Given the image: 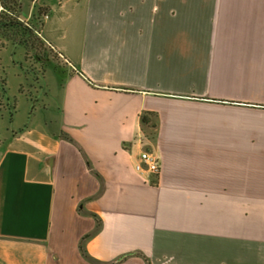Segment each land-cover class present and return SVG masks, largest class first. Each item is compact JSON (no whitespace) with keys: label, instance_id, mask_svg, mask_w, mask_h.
I'll use <instances>...</instances> for the list:
<instances>
[{"label":"crops","instance_id":"0c3cea01","mask_svg":"<svg viewBox=\"0 0 264 264\" xmlns=\"http://www.w3.org/2000/svg\"><path fill=\"white\" fill-rule=\"evenodd\" d=\"M35 4L66 63L0 142V264H264V0Z\"/></svg>","mask_w":264,"mask_h":264},{"label":"rangeland","instance_id":"374dc122","mask_svg":"<svg viewBox=\"0 0 264 264\" xmlns=\"http://www.w3.org/2000/svg\"><path fill=\"white\" fill-rule=\"evenodd\" d=\"M34 5L35 0H0V142L17 131L16 111L17 121L26 120L28 100L31 113L47 109L50 84L66 63L43 34L49 10L41 6L33 14ZM147 115L150 121L139 136L149 143L155 136L157 117Z\"/></svg>","mask_w":264,"mask_h":264},{"label":"built area","instance_id":"2783aa9c","mask_svg":"<svg viewBox=\"0 0 264 264\" xmlns=\"http://www.w3.org/2000/svg\"><path fill=\"white\" fill-rule=\"evenodd\" d=\"M47 16H49V14ZM134 168L137 172L142 174L152 173L159 175L162 170L161 157L156 151L143 147L140 150L139 157L134 164Z\"/></svg>","mask_w":264,"mask_h":264},{"label":"trees","instance_id":"16d2710c","mask_svg":"<svg viewBox=\"0 0 264 264\" xmlns=\"http://www.w3.org/2000/svg\"><path fill=\"white\" fill-rule=\"evenodd\" d=\"M18 23H20L21 26L23 25L21 22H18ZM148 113L153 114L152 112H146V113H143V114L141 115L142 122L145 123V124H148L149 121H150V120H149V117H148V115H147Z\"/></svg>","mask_w":264,"mask_h":264}]
</instances>
